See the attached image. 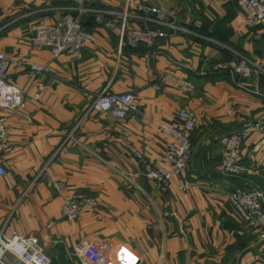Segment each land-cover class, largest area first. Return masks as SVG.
I'll use <instances>...</instances> for the list:
<instances>
[{"label": "crops", "instance_id": "obj_1", "mask_svg": "<svg viewBox=\"0 0 264 264\" xmlns=\"http://www.w3.org/2000/svg\"><path fill=\"white\" fill-rule=\"evenodd\" d=\"M149 2L187 29L158 39L154 57L144 48L119 51V28L85 16L91 41L78 54L53 57L28 38L36 21L59 18L69 2L0 0V52L45 66L32 77L21 67L8 69L25 107L20 113L0 108L7 132L0 152L6 169L0 176V231L38 237L55 264L75 262L80 240L100 250L102 264H264V241L225 196L235 187H264L261 173L250 170L253 163L264 166V72L216 69L240 56L264 69V27H248L236 0ZM87 3L106 10L131 6L130 0ZM179 79L190 80L196 95L179 91ZM103 90L134 93L126 119L90 109ZM181 108L196 118L186 191L179 190L176 175L166 188L146 181L134 154L163 165L173 139L155 121L180 125ZM245 121L262 130L243 142L242 173L229 175L220 169V138ZM74 193L93 197L95 207L67 221L61 206Z\"/></svg>", "mask_w": 264, "mask_h": 264}, {"label": "built area", "instance_id": "obj_2", "mask_svg": "<svg viewBox=\"0 0 264 264\" xmlns=\"http://www.w3.org/2000/svg\"><path fill=\"white\" fill-rule=\"evenodd\" d=\"M69 4L64 13L50 22L36 21L28 38L34 47L48 49L53 57L61 54H78L91 41L92 34L82 25L81 17H92L94 22L106 28H119L118 50L133 51L145 49V54L154 57L156 41L187 29L180 25L173 15L152 5L149 0H130L131 6L115 10H106L88 5V0H67ZM248 27H264V0H236ZM76 13V14H74ZM138 23L139 26H131ZM18 66L26 70L29 77L45 70L37 63L27 65L24 61L12 58L0 52V108L10 112H21L25 107L22 91L8 78V69ZM216 69L226 70L238 75L250 76L252 73L264 72L256 62L237 57L220 62ZM177 89L192 97L196 95L195 85L188 79H179ZM135 95L132 92H99L90 102V109L108 115L115 120L126 119L133 110ZM180 125H169L155 121L159 129L173 141L163 154V165L150 163L140 153L135 152L146 181H153L159 187H168L173 176H178V188L186 191L190 187L184 176L192 153L190 133L195 129L194 114L181 108L177 111ZM28 121L30 115H25ZM77 121L72 127L74 134L79 127ZM254 130H262L258 122L245 121L237 130L221 136L222 158L220 169L229 175L242 173V145L247 135ZM7 132L4 118L0 117V152L5 147ZM253 172H260L264 179V166L253 163ZM6 169L0 158V176ZM226 199L233 212L246 224L248 229L261 241H264V187L253 184L246 187H235L225 192ZM95 207L93 197L74 193L65 197L61 212L67 221L75 220L83 210ZM72 264H102L103 256L98 248L87 240H80L73 247ZM0 264H55L47 254L38 237L33 235H5L0 231Z\"/></svg>", "mask_w": 264, "mask_h": 264}]
</instances>
